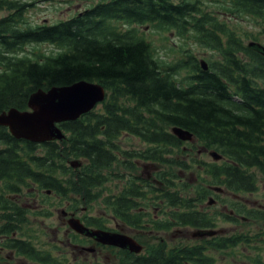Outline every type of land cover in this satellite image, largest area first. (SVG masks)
<instances>
[{
  "label": "trees",
  "instance_id": "obj_1",
  "mask_svg": "<svg viewBox=\"0 0 264 264\" xmlns=\"http://www.w3.org/2000/svg\"><path fill=\"white\" fill-rule=\"evenodd\" d=\"M204 1H208L205 6L201 4ZM209 2H221V7H210ZM2 5L12 4L0 0ZM14 15L18 14L13 12L0 21V32L11 29L16 40L0 38V111L13 105L27 107L30 93L38 88L82 78L104 84L107 96L100 108L99 104L76 119L61 122L69 132L62 139L41 143L18 139L7 126L0 125V208L7 214L3 232L11 234L19 221L28 219L25 208L9 195L20 192L23 186L36 189L33 183H38L51 194L71 197L74 193L73 200L76 194L86 200L101 196L102 185L108 180L102 169L120 160L113 149L124 131L150 144L145 150H123L122 157L161 162L168 168L160 171L159 188L136 174L112 194L121 215L136 207L145 192L144 184L138 181L146 184L147 193L156 200L177 205L174 218L178 225H214L197 207L211 192V185L231 191L257 188L252 169L264 171V82L256 80L264 81V56L245 44L244 36L229 19L246 17L261 22L264 0H98L68 19L32 28L13 27L14 22L11 27L5 25L7 17ZM144 24L193 35L195 41L218 51L221 58L211 59L205 69L190 48L167 61L140 28ZM33 40H47L57 50L22 53L20 44ZM242 51L253 59L243 60ZM173 125L191 130L204 150L215 149L222 155L201 164L206 183L193 195L187 191L189 179L181 180L182 170L198 159L170 155L173 149L184 150L183 140L171 131ZM75 157L84 159L82 166L69 164ZM131 165L137 164L126 161V166ZM174 166L180 169L174 170ZM110 197L107 193L104 201L111 202ZM234 242L227 239L228 244ZM21 243L26 242L19 241V251L23 252ZM210 245L220 246L219 238H213ZM206 248L179 244L178 264H189L190 258L212 264ZM26 252L39 258L32 248Z\"/></svg>",
  "mask_w": 264,
  "mask_h": 264
},
{
  "label": "rangeland",
  "instance_id": "obj_2",
  "mask_svg": "<svg viewBox=\"0 0 264 264\" xmlns=\"http://www.w3.org/2000/svg\"><path fill=\"white\" fill-rule=\"evenodd\" d=\"M15 6L2 5L0 6V17L10 14L13 10L18 15H14L15 23L13 27L25 28V24L22 22L27 20L29 24L39 23H53L61 19H68L74 16L77 12L84 8L94 4L98 0H7ZM208 1H204L201 4L207 5ZM23 5V7L21 6ZM210 7H221V2L208 3ZM21 16V17H19ZM230 24L236 27L239 32L244 36V42L247 44L251 40H257L264 44V20L261 22L252 21L250 18L237 17L230 18ZM145 31L146 37L151 40L154 46L157 48L158 55L167 61H173L178 57H181L186 49H192L197 57L204 58L208 62L211 59L221 58L218 51H214L203 44L195 41L193 35L185 33L183 35L177 34L175 29H158L149 24L141 25ZM249 34V37L246 35ZM24 49L22 53L27 51H37L40 53H50L56 51L55 44L49 41H24L20 44ZM34 53V52H33ZM35 56L34 54H31ZM243 60L253 59L246 51L240 53ZM186 72V71H185ZM256 82L263 84V79H258ZM101 104L97 107L100 108ZM150 143L143 137L135 134L128 133V131L122 132L116 140V146L113 149V153L118 155L119 161H113L109 166L102 169L103 174L108 177L102 185V190L94 188L95 193L106 195L110 193H117L123 185L130 182L133 174L142 172L143 163L140 165L138 158H125L121 155L123 150H145ZM183 151H177L173 149L170 155L175 157H183L187 160L194 158L198 159L196 164L191 165L187 170H182V181L189 179L190 187L187 191L190 195L196 193L200 188V185L206 183L204 161L213 159L212 154L208 150H204L201 142L197 140L185 141L182 143ZM170 149V148H169ZM194 157V158H193ZM126 161L136 163L137 165L126 166ZM146 165V174L149 173L148 180L153 182L154 180H162L160 171L164 168H168L167 165L156 161L142 160ZM195 161V160H194ZM74 165H79L74 164ZM82 169V168H80ZM174 170H179L177 166L173 167ZM256 178L257 188L253 191H231L224 186L222 189L213 190L206 196V200L200 204V208L209 213L213 219H216V229H223L227 234L232 232L237 233H249L252 237L251 240H243L237 245L228 246L226 248H213L210 247L208 252H212L216 257L215 264H264V171L258 168L252 169ZM124 174L121 176V174ZM67 176H70L69 174ZM181 181V182H182ZM158 184V182H154ZM37 188L29 186L24 187L20 193V199L22 201L30 202L28 220L24 224V227L32 240L37 245L45 244L46 250H50L52 254L59 255L58 250L64 252L73 251L72 246L65 241L66 229L68 228L67 217L62 215L61 208L70 210L72 207L67 206L69 201L68 196L60 195L58 193L51 194V191L42 190L39 188L38 183H33ZM50 195H46V194ZM80 195L81 205L85 207L80 211L78 215L85 216L86 214L102 215L107 221L110 217V225L116 227L112 220V208L105 204L103 201L104 196H99L93 200L87 201L84 195ZM214 197L216 200L214 203H208V199ZM111 198V197H110ZM162 203V202H161ZM71 205H76L80 210V202H71ZM49 210L44 213L42 208ZM232 210V211H231ZM249 210L258 213L249 215ZM250 211V212H251ZM2 214V216H1ZM6 212L0 210V223L3 222ZM227 214H233L235 218L228 219ZM124 225V224H123ZM126 226V225H124ZM128 227V226H126ZM154 226L150 225L144 232L135 233L128 228H124V231L134 235L138 240L145 242H158L167 240L170 244L179 241H192L191 231L193 226H179L171 229H153ZM140 232V231H139ZM20 234V233H19ZM23 236V235H21ZM27 236V235H26ZM4 237V236H3ZM0 237V242L4 244V238ZM25 237V236H24ZM60 239L62 241L60 242ZM141 241V242H142ZM1 246V245H0ZM101 250L110 249V264H119L118 259L113 253V249L109 247H101ZM16 256V257H14ZM21 259H18L20 258ZM75 258H73L74 260ZM102 259V258H100ZM44 264V262L38 263L37 261L26 259L23 261L22 255L10 252V248L4 247L0 252V264Z\"/></svg>",
  "mask_w": 264,
  "mask_h": 264
},
{
  "label": "flooded vegetation",
  "instance_id": "obj_3",
  "mask_svg": "<svg viewBox=\"0 0 264 264\" xmlns=\"http://www.w3.org/2000/svg\"><path fill=\"white\" fill-rule=\"evenodd\" d=\"M14 4L8 6V8L11 6L12 7L15 6ZM21 6L23 7V5ZM12 12L13 10L10 11V14H12ZM10 14L0 17V21L5 19L6 16H10ZM7 19H9L7 20L9 22H6L5 25H9V27H11L12 23L13 22L15 23L14 17L13 16L11 18L7 17ZM19 23H15V24H19ZM22 23L25 24V26H27L28 28L35 25V24H29L27 20L25 19ZM1 27H2V23H0V29ZM12 31L13 30H9V31L4 30L3 32H0V38H2V36H6L7 42L14 41L15 39H13L12 37L14 35L12 34ZM1 47H6V45H1ZM128 133L131 134V132L129 131ZM138 162H140V165L143 163V170L142 172H139L138 176L146 178V175H149V173L146 174L147 165L142 160H138ZM156 181L160 183V180H154V179H153V182L151 181L150 182L154 183ZM138 183L144 184L143 189L145 192L140 196L138 205L136 207L129 208V210L124 212L125 215H121V213L116 209V204L114 203L115 196L111 197V202H105V204L109 206V209H110V206L112 208L111 210L112 220L111 221L114 222L116 227H113L110 225V217H108L109 221H107V219L102 215H94V214H89V215L86 214L85 216L78 215L80 211L85 209V207L81 205L79 194H76L75 199L76 201L80 202V207H81L80 210L78 206L71 205V202H72L71 200H69L71 202H68L67 204L68 207L69 206L72 207L70 210L66 208H61L62 215L66 217L68 215V218H67L68 228L66 229L65 238L66 240H69V241H65V242H68L72 246L73 251H71V254L67 251L64 252L65 254H60V253H63L62 250H58L59 255L52 254L50 250H46L45 244L37 245L32 240V237H30L29 235L25 237L21 236V234H19L20 231H14L12 234L5 235V238L9 239L11 237L12 240L6 242V244H2L0 242V245H1L0 252L2 248L8 247L10 248V252L22 255L24 263L26 259L28 258V259L37 261L38 263L44 262V264H110V249L106 251L100 249L101 247H109L113 249L112 252L115 253L116 258L119 261V264H178L177 248L180 242H184L189 245H205V246L207 245V248L204 250V252L209 256H206V257L207 258L211 257L212 264H215L216 262L215 255L212 252L211 253L208 252L210 247L212 246L210 245V242L213 238L214 240L216 238H219L220 246L213 247V248H218V249L226 248L228 246H234L243 240L252 239L249 233L232 232L231 234H227L221 228L216 229L215 226L217 222V217L216 219H213V217H211L207 211L200 208L201 203H198L197 204L198 209L203 210L204 215L209 216V221L213 223L214 225H209V226H197L193 224L184 225V226L194 227V229L191 231V236L193 237L191 239L192 241H179L178 240L177 242L170 244L167 240L162 241V239H160V241H158L157 243L156 242L154 243L145 242L144 243L142 240L141 242L134 235L124 231V228H128V229L131 228L133 232L142 234L141 232H144L143 230L149 227L150 225L154 226L153 229H171L173 227H179V225L176 224L177 222L175 221V218H174V215H176V211L178 210L177 205L173 203L156 200L153 196L147 193L146 188H145L146 184L144 182L138 181ZM153 185L156 188H159L161 186V185L152 184V186ZM21 192L22 191L15 193L12 197L15 198L18 205H21L25 208L24 213L26 214V216H28L29 207L31 205H30V202H27V201L21 202V199H20ZM156 194H154V196ZM0 210L2 211L1 208ZM138 212H139V215H137ZM44 213H46V211H44ZM227 215H229L228 219L235 218L233 214H227ZM72 218L80 219L85 225L89 227H99V228H103L108 231H115V232H120V233L122 232V233L130 234L142 245V248L141 250L136 251V249L134 250L130 249L129 246L118 245V244H114L110 242L104 243L101 240H99L96 236L92 234H88L87 232H82L81 230H78L77 228H75L71 224ZM92 218H95L99 225H96L95 223H93L94 221ZM27 220L25 222H27ZM123 224L128 227L124 226ZM2 225H3V222L1 221L0 237L4 236L2 232ZM199 227L213 228L215 229L216 232L214 234L197 236L194 233H195V230ZM227 239H232L235 242L233 244H228ZM19 241L26 242V243H21V246L24 247L25 249V251L23 252L19 251L20 250ZM61 241L62 239H60V242ZM29 248H32L34 250V253L38 254L39 258L28 254L26 252V249H29ZM150 256H155V258L152 259ZM40 257H42L43 259H40ZM206 257L203 256L202 259H205ZM73 258L75 259L73 260ZM18 259H21V257ZM205 263L207 264L206 259H205ZM189 264H200V263H196L194 262V259L190 258Z\"/></svg>",
  "mask_w": 264,
  "mask_h": 264
},
{
  "label": "water",
  "instance_id": "obj_4",
  "mask_svg": "<svg viewBox=\"0 0 264 264\" xmlns=\"http://www.w3.org/2000/svg\"><path fill=\"white\" fill-rule=\"evenodd\" d=\"M251 46L260 49L264 53V45L257 41H251ZM203 65L207 63L203 60ZM106 97L105 86L97 81L79 79L70 84L53 85L49 89L39 88L33 91L28 100L31 108L20 109L12 106L0 112V124L8 125L14 135L19 138H27L34 141H46L63 136L62 128L57 122L66 119L78 118L82 113L92 109L98 102ZM173 130L182 138H191L192 132L180 126H174ZM215 157H220L216 151H212ZM72 164H79L78 159L72 160ZM71 224L81 230L96 236L102 242H110L131 249H140L131 236L108 231L101 228H90L84 225L78 218H72ZM213 230L200 229L198 234L211 233Z\"/></svg>",
  "mask_w": 264,
  "mask_h": 264
}]
</instances>
